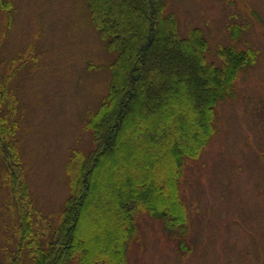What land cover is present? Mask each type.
<instances>
[{
  "label": "rangeland",
  "instance_id": "374dc122",
  "mask_svg": "<svg viewBox=\"0 0 264 264\" xmlns=\"http://www.w3.org/2000/svg\"><path fill=\"white\" fill-rule=\"evenodd\" d=\"M88 1L0 0V101L8 89L11 116L19 125L15 149L45 238L71 194L77 160L95 148L87 124L108 94L115 60ZM164 2L182 37L199 30L206 38L207 58L217 67L224 65V47L253 50L256 61L239 73L234 93L220 101L216 133L202 156L186 162L185 237L142 214L127 264H264V0ZM165 55L177 62L175 54ZM9 145L0 134L3 156ZM165 157H157L155 179L169 170ZM9 198L3 183L0 248L11 251ZM91 221L89 230L81 220L80 231L96 234V219ZM117 224L104 229L103 245H109Z\"/></svg>",
  "mask_w": 264,
  "mask_h": 264
},
{
  "label": "trees",
  "instance_id": "16d2710c",
  "mask_svg": "<svg viewBox=\"0 0 264 264\" xmlns=\"http://www.w3.org/2000/svg\"><path fill=\"white\" fill-rule=\"evenodd\" d=\"M88 2L106 49L115 54L108 94L87 124L95 148L77 155L71 194L45 238L15 149L19 125L11 116V96L8 89L2 92L0 134L11 151L1 150L6 155L0 153V181L9 190L14 247L0 248V264H127L142 214L162 221L175 237H185L188 209L181 184L186 162L202 156L216 133L220 101L234 93L239 73L256 61L253 50L224 47V65L217 67L207 58L209 44L199 30L187 37L178 33L164 0ZM167 51L177 62L166 58ZM159 156H166L169 170L155 179ZM93 217L97 233L80 231L81 220L83 227L94 228ZM115 220L117 231L103 245L104 229Z\"/></svg>",
  "mask_w": 264,
  "mask_h": 264
}]
</instances>
